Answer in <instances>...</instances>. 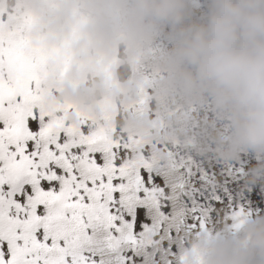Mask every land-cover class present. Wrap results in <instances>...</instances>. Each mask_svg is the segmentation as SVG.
<instances>
[{
    "label": "snow or ice",
    "instance_id": "obj_1",
    "mask_svg": "<svg viewBox=\"0 0 264 264\" xmlns=\"http://www.w3.org/2000/svg\"><path fill=\"white\" fill-rule=\"evenodd\" d=\"M19 39L0 32V264H177L193 232L264 213L247 155L42 110Z\"/></svg>",
    "mask_w": 264,
    "mask_h": 264
},
{
    "label": "bare ground",
    "instance_id": "obj_2",
    "mask_svg": "<svg viewBox=\"0 0 264 264\" xmlns=\"http://www.w3.org/2000/svg\"><path fill=\"white\" fill-rule=\"evenodd\" d=\"M87 0H0V32L18 33L20 46L32 60L37 79L36 103L60 112L75 123L80 117L105 120L121 130L177 140L198 153H214L224 161L250 157L246 183L264 182V147L229 142V120L215 109L212 98L184 102L175 92L160 91L166 75L157 58L171 47L172 22L163 21L150 43L130 50L117 41L98 48L90 37ZM192 18L204 0H187ZM238 213L230 223L201 228L186 238L177 264H203L201 241L206 235L239 234L249 218Z\"/></svg>",
    "mask_w": 264,
    "mask_h": 264
},
{
    "label": "clouds",
    "instance_id": "obj_3",
    "mask_svg": "<svg viewBox=\"0 0 264 264\" xmlns=\"http://www.w3.org/2000/svg\"><path fill=\"white\" fill-rule=\"evenodd\" d=\"M186 3L87 0L88 32L98 48L120 41L135 50L171 21V47L157 58L166 73L160 91L184 102L210 96L229 120L232 147H264V0H204L195 18ZM201 250L203 264H264V216L247 219L239 234L206 235Z\"/></svg>",
    "mask_w": 264,
    "mask_h": 264
}]
</instances>
